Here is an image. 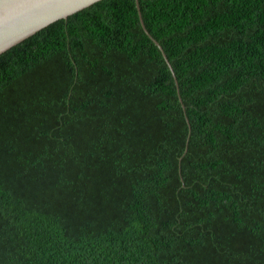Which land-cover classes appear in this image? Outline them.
Listing matches in <instances>:
<instances>
[{
	"label": "trees",
	"instance_id": "1",
	"mask_svg": "<svg viewBox=\"0 0 264 264\" xmlns=\"http://www.w3.org/2000/svg\"><path fill=\"white\" fill-rule=\"evenodd\" d=\"M137 3L188 126L135 0L4 52L0 264H264V0Z\"/></svg>",
	"mask_w": 264,
	"mask_h": 264
},
{
	"label": "water",
	"instance_id": "2",
	"mask_svg": "<svg viewBox=\"0 0 264 264\" xmlns=\"http://www.w3.org/2000/svg\"><path fill=\"white\" fill-rule=\"evenodd\" d=\"M99 1L101 0H0V55L57 21L64 20V29H65V20L68 17L74 15L75 13L81 10L90 7L91 5ZM135 5L138 11L141 27L143 28L145 34L159 48L165 63L170 69V72L172 74L176 86L177 98L181 104L183 111V106L178 95L177 84L173 76L174 74L172 67L169 64L166 55H164L163 52L161 51V48L159 47L158 43L149 36L148 32L142 26L137 0H135ZM66 47H67V35H66ZM183 116H184V111H183ZM185 122L188 126L186 119ZM188 134H189V127H188Z\"/></svg>",
	"mask_w": 264,
	"mask_h": 264
},
{
	"label": "bare ground",
	"instance_id": "3",
	"mask_svg": "<svg viewBox=\"0 0 264 264\" xmlns=\"http://www.w3.org/2000/svg\"><path fill=\"white\" fill-rule=\"evenodd\" d=\"M139 12H140V10H139ZM140 18H141V13H140ZM143 20H142V18H141V22H142ZM142 26L145 28V26L142 24ZM145 30L147 31V29L145 28ZM148 32V31H147ZM148 34H149V32H148ZM149 36L154 40V41H156L150 34H149ZM158 43V42H157ZM158 45H159V47L161 48V50H163L162 49V47L160 46V44L158 43ZM167 58V57H166ZM168 60V59H167ZM169 62V61H168ZM170 64V63H169ZM173 70V69H172Z\"/></svg>",
	"mask_w": 264,
	"mask_h": 264
},
{
	"label": "rangeland",
	"instance_id": "4",
	"mask_svg": "<svg viewBox=\"0 0 264 264\" xmlns=\"http://www.w3.org/2000/svg\"><path fill=\"white\" fill-rule=\"evenodd\" d=\"M2 55V54H1Z\"/></svg>",
	"mask_w": 264,
	"mask_h": 264
}]
</instances>
